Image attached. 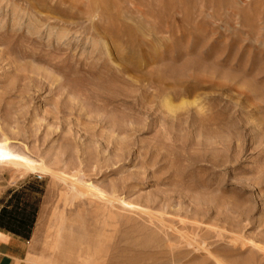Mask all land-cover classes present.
<instances>
[{
  "label": "rangeland",
  "instance_id": "1",
  "mask_svg": "<svg viewBox=\"0 0 264 264\" xmlns=\"http://www.w3.org/2000/svg\"><path fill=\"white\" fill-rule=\"evenodd\" d=\"M26 185L33 264H264V0H0Z\"/></svg>",
  "mask_w": 264,
  "mask_h": 264
},
{
  "label": "crops",
  "instance_id": "2",
  "mask_svg": "<svg viewBox=\"0 0 264 264\" xmlns=\"http://www.w3.org/2000/svg\"><path fill=\"white\" fill-rule=\"evenodd\" d=\"M40 198L36 186L0 187V264H33L29 234Z\"/></svg>",
  "mask_w": 264,
  "mask_h": 264
},
{
  "label": "bare ground",
  "instance_id": "3",
  "mask_svg": "<svg viewBox=\"0 0 264 264\" xmlns=\"http://www.w3.org/2000/svg\"><path fill=\"white\" fill-rule=\"evenodd\" d=\"M5 152H7V151H5ZM8 153V152H7ZM2 158V157H1ZM31 161H33V160H31ZM20 164V166H23V167H25V168H27L28 170H31V171H35V170H37L33 165H31L29 162H27V161H25V160H23V162H21V163H19ZM36 173V172H35ZM74 187H75V184H74ZM77 187V186H76ZM91 187V186H90ZM94 191V190H93ZM96 191V190H95ZM98 191V190H97ZM95 193V192H94Z\"/></svg>",
  "mask_w": 264,
  "mask_h": 264
}]
</instances>
